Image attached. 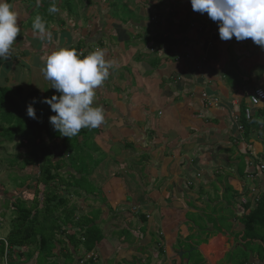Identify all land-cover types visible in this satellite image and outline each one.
<instances>
[{
  "label": "crops",
  "instance_id": "obj_1",
  "mask_svg": "<svg viewBox=\"0 0 264 264\" xmlns=\"http://www.w3.org/2000/svg\"><path fill=\"white\" fill-rule=\"evenodd\" d=\"M54 1L59 2L62 0ZM8 2L13 6L12 10L16 13L19 12L21 8H23V11L26 9L24 6L26 3L22 0H8ZM177 4L184 5V11L187 12L185 16L189 18V21L184 20V22L190 23L188 30L191 27V22L194 24L198 23L197 26H199V24H205L207 28L208 25H210L209 28L211 29L206 30L205 33H203L204 36H201L199 33L201 27H199L200 30L196 33V39H194L196 36L193 37L191 35L189 38L187 35H184L188 40L183 52L186 55L183 58L187 56V53L190 55L194 54L192 50L195 46L194 44H198L197 42L201 37V41L204 44L203 49H201L202 51L198 57L196 56L195 58V56H193L195 65L200 64L199 60L202 59V57L206 59V61L200 64L202 65L201 70L203 76H197V73L200 72L199 68H196V70H191L189 68L190 61V63L184 65L187 70H184V74L182 75L183 80L179 87L178 85L174 86L177 78L173 79L174 77H172L176 75L175 71L176 68H178V63L172 61L174 63L172 70L169 71V68L165 70L164 75L167 79L172 80L171 88L166 86L160 88L157 98V105L161 109L164 104L169 105V107H163L165 119H163V116L159 117L156 113L154 114V110L151 108L150 104H148V110L145 109L146 105L144 107L140 103V99L136 98L138 93L136 90H130L126 94H124L123 91L122 95H116V97L111 94H106L107 97L102 95L103 91L110 88V85H106L105 83L96 88V90H100L99 93L95 90L96 96L93 106H102L104 109V122L111 118L114 119V115L118 116L119 120L123 119L121 112H119L117 108L118 106L123 108L124 114L126 115V119L123 120H128L130 124H132L134 122L133 118L136 117L137 120L135 121L136 123H134L142 124L143 134L148 135L146 136V138L148 137L146 141L143 137L141 138V136L140 139L139 136L136 139H129L133 135L130 134L127 141L119 144V142H117L119 139L110 132L111 127L101 124L99 127L94 128V137L93 132H90L92 134L91 141L97 149L96 156L100 154L104 155V153H106L104 150L108 152L112 151V153L114 152V156H127V153L131 151L134 154H139V157H147L145 160L140 159L141 162L137 164L138 166H142L143 163L150 160L151 156L155 158V161L157 158H160L157 159L159 163L155 167L156 171H154V174L152 173L153 179L151 180L150 177L148 178V184L141 185L140 181L142 180H140V177H135V174L131 172L130 168H125L124 164L123 166L120 164V168H116V166H113V168L104 166V168L99 170L96 169L93 172L95 175L92 182L100 188L102 197L105 198V206L102 208L106 209L108 207L114 213H117V209H121L119 210L120 213H117L118 216H116L114 221L108 222V219L111 217L108 211H106L108 212L106 215L104 214L105 216H102L106 221V224L103 223V232L106 236V241L103 245H107L110 248L105 252L102 245V248L100 247L101 250L98 252L105 254L104 259L112 256L114 253L115 255L117 254L116 257L118 258L115 260L106 259L108 261H113L114 264L118 262H129L130 260H134L133 258L138 259L141 264H145L149 258L156 260L154 264H264V259L260 260L257 253L254 252L255 250L250 252L244 249L246 254L242 257L240 263H233L228 259L229 255H232L235 249L240 246V244H237L236 240L240 238L238 233L241 232V228L234 224L236 227L231 230L229 229L227 232L222 231L224 229L220 228L218 225L215 210L214 212L211 211L210 214L207 211L208 215L204 218L203 216L205 213L201 215L196 211V209L203 210L204 207L200 206V208L194 202L196 201L194 197L198 199L201 195L205 197L209 196L210 193L208 192L211 191L212 187L217 182L215 181V183H213L215 179H211V176H213V173H220V171L224 170L230 173L232 176L231 180H235L232 181V183L228 180L230 182L227 183L234 194L239 195L235 198L238 201L235 199L233 201V206L236 210H239V206L243 205L242 203L240 204L239 201L245 200L247 202L249 200L252 195L251 190L253 187H255L257 193H261L264 190V178L261 180L244 178L247 176V166H250L247 162L250 158H245L244 176H242V178L237 171L235 172L233 169L231 172L230 170V167L235 164L236 158L240 156V153L238 151H233L234 148L231 146L234 132L231 130L230 118L236 109L231 103L236 100L237 102L240 100H244L245 102L246 97L255 90V87L261 88L259 85L262 82L264 83V48L254 44L250 38L243 41H237L235 37L227 41L221 40L218 34L217 22L211 20L206 12L201 14L193 11L190 0H181ZM60 9L63 10L62 7H60L59 10ZM58 19L59 17L56 16V20ZM204 22H208V25ZM19 23H21V21ZM51 32L53 34V30ZM24 34H26L25 31L20 30V33L13 43L10 57L7 61H0V87H4L6 84L15 87L17 83H19L24 87L25 92L35 90L39 93V96H42V92L45 88L41 90L40 88L33 89L35 77L29 74L35 73V75H37L40 73L39 70L41 68H39V63H41V60L44 59L46 55L43 51H48L50 48V46L46 45L49 41L38 38V44L34 48L32 46V40L35 38L27 39L29 38V36H27L28 33L26 35ZM56 35L57 33L53 34L54 39ZM58 41L60 42V40H55L54 43ZM43 45H45L44 48L42 47ZM55 46L56 45H53L52 47ZM198 48L196 49L199 50ZM39 51H41V55L38 58L36 54ZM178 58L180 57L178 56L172 59L176 60ZM14 59H16V61H14ZM28 63L29 67H31L29 69L31 70L25 68ZM18 65L21 67H15ZM112 68H114L113 65ZM24 69H26V72H23ZM110 69L111 68H109V70ZM117 70L118 69H114V73H116ZM232 70L236 76H239L241 79L239 81L237 78L238 82L236 84L233 83L234 85H230L229 82L226 81L228 73ZM135 77L137 78L135 80H137L136 83L138 85L140 76L136 73ZM6 79H8V83L5 82ZM105 81H107V79ZM129 87L130 86L126 85L123 88ZM175 87H177V89ZM201 91H205L210 95L213 94L218 98V102L214 104L217 108H208V106L201 102L199 97ZM129 96L132 97L130 98ZM106 99L110 100L111 105L104 103ZM141 119H143V121H140ZM123 120V126L127 125V122ZM146 121H149L150 125L145 124L143 126V123H146ZM148 126L150 127L148 128ZM88 130L91 131L93 128H88ZM148 130L151 131L146 132ZM128 131H130V129H128ZM138 131L140 132V130ZM158 136L161 138L160 141ZM98 137L101 139L103 138L101 145L105 146L104 150H102L103 148L96 142L100 141L97 140ZM202 142H204L205 145H202ZM128 144L129 146H127ZM250 144H252L255 155L261 160L264 146L256 140H253ZM116 145H121V148L116 147ZM119 150H122V153H117ZM147 150H149V152H147ZM152 161L154 162L153 159ZM234 166H237L238 169L239 164H235ZM155 178L159 181H156ZM226 179L227 178H225V180ZM154 181L155 183L153 184ZM157 183L160 184L156 185ZM163 184H166L165 189L161 188ZM222 184L223 183H220L219 185ZM242 184H245V186L242 187ZM140 185L147 189H138ZM152 185H154L153 188ZM223 186L225 187V185ZM193 187L195 190L191 191L190 188ZM245 189L249 190L246 194ZM215 194L217 195V199L218 197L223 199V190L217 189ZM186 198H190L188 199L190 202L187 201ZM204 200L207 201L206 198H204ZM2 202L3 201L0 200V204ZM115 204L117 207L114 206ZM119 204L124 205L120 207L118 206ZM166 204H169L170 207H166ZM218 204L219 202L213 204V206H217ZM131 207H133V209L136 208L134 212H131ZM146 207L148 209L150 208V210L155 213V219L142 212ZM171 207L173 209H171ZM122 208L124 210H122ZM136 214L145 216L147 227L144 226V223L138 221ZM193 218L196 220H193ZM210 220L214 221V225ZM133 221L135 222V226L132 228L131 224ZM151 222H153L152 225ZM2 225L5 226L0 215V228ZM216 229L219 230V232L210 235L214 233ZM121 230L130 234L132 238L130 242H121L120 240L123 239V235H121L122 237H120V239L112 238L114 235L120 233L119 231ZM6 232L8 233L7 230ZM145 235L150 236L148 240L154 241L153 246L157 249L156 252H158L159 247L162 249L161 258L159 257V252L147 255L145 259H141L144 256L141 257L139 254L130 253V249L127 248L130 244L142 248L147 242H150L145 239ZM5 236H0V239H5ZM156 242H159L160 245ZM13 257L12 263L10 264L36 263L35 259L22 263L20 257ZM104 259L100 258L99 261L103 262ZM61 262H63V258L58 257L55 263L59 264ZM105 262L106 261H104V264ZM45 264L47 263L45 262Z\"/></svg>",
  "mask_w": 264,
  "mask_h": 264
},
{
  "label": "trees",
  "instance_id": "obj_2",
  "mask_svg": "<svg viewBox=\"0 0 264 264\" xmlns=\"http://www.w3.org/2000/svg\"><path fill=\"white\" fill-rule=\"evenodd\" d=\"M22 1L25 2V0ZM28 1L32 8L36 5L37 15L42 16L46 22V27L50 23L67 27L68 22L63 18L65 17L73 21L74 26H71L70 29H75L74 19H78V13L71 10L70 7L64 8L61 6L63 8L62 14H58L59 12L50 14L48 8L52 5L51 0H39V4L37 0ZM102 1L106 2V0ZM115 5L116 3H112V5L107 4L111 8ZM125 5L126 7L128 6L126 3ZM162 5L163 3L160 2L159 7L148 6L149 8L145 9V13L140 15V22H135L134 19H131V10H128L129 16H120L119 22L133 27L142 26L141 29L143 30L137 34V37L145 44L151 42L156 47H163L167 57L170 55H177L178 57V54H182V57H184L186 54L183 52L188 40L184 36V33L190 26L189 22H183L178 27L173 28L172 20L174 13L169 10L166 15L167 36H164L163 32L149 30L148 25H151L152 22L144 21L146 17H152V14L148 11L149 9L150 11L153 8L160 10ZM24 12L26 13V9ZM27 15L31 20L29 27H32L33 14L29 13ZM56 16L59 17L58 20H56ZM155 16L161 19L159 12ZM185 20L189 21V18ZM204 23L208 25V22ZM17 25L20 28V23ZM209 26L207 28L205 24H199L201 36H204L203 33L206 30L211 29ZM29 32H31L30 35H33L32 33L38 35L33 28ZM91 34L92 32L88 30V38L91 37ZM30 35H27L29 36L27 39L35 38L32 40V46L35 48L39 41V35L37 37ZM119 35L123 37L122 33ZM127 39L128 37L123 40L127 41ZM98 41V43L93 44L89 40L87 44L77 37L74 43L66 48H73L78 54L82 48L85 51H90L92 45L99 44L98 47L101 48L104 41L100 39ZM53 48L59 47L55 46ZM50 50L52 51L50 48L48 51H43L46 53L45 57H47ZM36 55L39 58L41 51L37 52ZM146 64L153 69L160 67V61L157 58L150 60ZM113 70L114 68L109 70V75ZM144 73H149V71L144 68ZM230 74L231 71L228 73L226 80L230 85L236 84L238 82L237 78L239 81L241 80L236 74ZM7 81L8 79L5 80V82ZM175 88L177 89V87ZM52 95L59 96L60 93L51 87L50 89H45L44 94L40 97L39 93L35 90L25 92L24 87L19 83L15 87L8 86L7 84L4 87H0V142L2 141L10 145L15 144L17 146L16 151L18 153L13 157L14 164L16 165V167L14 165L15 172L17 171L24 175H34V180L31 183H28L26 180L22 181L21 179L19 181L12 180L13 183L10 182V186L16 194L10 195L6 191V188L0 184V194L3 195L0 197V200L5 203L3 213L9 210L11 213L8 217L10 223L8 233L4 240H0V261H6L7 264L12 263L13 256L20 257L22 263L35 259V264H43L45 262L47 264H57L55 263L57 258L61 257L63 258V262L59 264H80L90 253L93 256L95 255L94 253L98 254V249L106 241V236L103 234V229L101 228V224L106 221L102 216L109 212V216L111 217L108 219V222L114 221L116 216H118L117 213L112 212L108 207L104 210L100 207H94V204L97 202L105 206V198L102 197L101 192L99 195L96 194V190L98 191L100 188L90 180L93 172L97 168L99 170L102 167L101 164L105 159L104 155L96 158L97 149L88 136V128H82L78 135L71 138L62 136L54 129L49 121V117L55 115V113L51 111L48 104L42 102L45 98H51ZM33 100L36 101L34 104ZM29 104H32L35 109L36 119L30 118L27 115V106ZM244 107V100H240L238 107L235 109V111L237 110L241 114L242 141L247 145H252L250 143L256 140L264 145V102L253 111L252 117L247 122L242 115ZM231 146L240 155L245 156V152L236 147V145L232 144ZM261 157V162L264 165V150ZM146 158V156H141V160H145ZM22 166L23 168L20 169V172L19 167ZM25 166L30 167V173L29 171L25 172ZM8 168L7 166L4 167V172L8 171ZM244 169L245 163L242 160L237 169V173L241 178L244 176ZM246 175L252 174L246 171ZM223 190L222 200L226 201L225 208L230 210L231 213L229 217L224 216L222 218L221 215L220 220H217L218 225L222 229L227 228L231 230L237 224L241 228V232L238 233L240 235L238 239L240 240V245H247V251L252 252L253 248L251 249L249 244H254L258 253L261 252L263 254V258L259 259L263 260L264 190L260 193L257 200L255 198L256 195L252 194L245 205L238 204L240 205L239 210H236L233 206L234 199L239 195L234 194L228 185H225ZM226 194L229 197H225L224 195ZM73 199L84 203L87 202V210L83 212L78 209L74 205ZM136 217L139 222H146L144 215L136 214ZM211 223L214 225V221H211ZM119 234L123 235V239L120 240L121 242L127 243L132 239L128 232L124 234L120 232ZM121 235L117 236L118 239L122 237ZM156 243L160 245L159 242ZM158 252L160 254L162 252L160 247L158 248ZM94 257L95 260L90 258L83 261L82 264H100V261L96 259V255Z\"/></svg>",
  "mask_w": 264,
  "mask_h": 264
},
{
  "label": "rangeland",
  "instance_id": "obj_3",
  "mask_svg": "<svg viewBox=\"0 0 264 264\" xmlns=\"http://www.w3.org/2000/svg\"><path fill=\"white\" fill-rule=\"evenodd\" d=\"M180 1L181 0H174V1L173 0H106L108 5H110V4L112 5V3H116V5L111 8L110 6H107L105 1H102V0H62L59 2L51 0L52 4L55 3V5L58 8H60L61 6L64 8L70 7L71 10L76 11L78 13V19L77 18L74 19V21H76V22H74V24L76 25L74 30L70 29L71 26H74L73 21H71L65 17H63V18H64V20H66L68 22L67 27L62 26V25L57 26L55 23H50L47 26V29L49 31L53 30V34L57 33V35H56V38L54 39L53 34H52V40L49 41V43L46 45L50 46V49H52V50H54V48L52 47L53 45L66 48V47L71 46L74 43L75 38H77V37L80 38L82 41L86 42L87 44H88L89 40L93 44L98 43L99 39L104 41L102 43L100 49L104 50L106 61L108 63H110L111 65H113L114 69H118V70L116 73H114L115 71L113 70L112 71L113 74L111 73L112 75L108 76L107 81L103 82L102 85H104V83H105L106 85H110V88L107 89L106 91H103L102 95L107 97L106 94H111L114 97H116V95H122L123 91H124V94H126L130 90H136V92H138L136 98L140 99V103L144 107L146 105L145 109L149 108L148 104H150L151 108H153V110H154L153 113L154 114L156 113V115H158L159 117L163 116V119H165V117H164L165 111H164L163 107L166 108V107H169V105L164 104L162 109H161L157 105V103H158L157 98H158L160 88H163L164 86L171 88L172 80L167 79V77L164 75V72H165V70H167V68H169V71H171L173 66H174L173 62H175V63L177 62L178 68H176V71H175L176 75L172 76V77H174L173 79L177 78L176 84H174V86H176V85L179 86L182 83V80H183L182 75L184 74V70L186 69V67H184V65L187 63H190V61H191L192 64L190 63L189 68L191 70H196V68H199L200 72L197 73V76L198 77L203 76V72L201 70L202 65H200V64H202L204 61H206V59L204 57H202V59L199 60L200 64L197 63L198 65H195V59H194V56H195V58H196V56L197 57L199 56V54L202 51L201 49H203V46H204L203 42L201 41V37L199 38V41L197 42L198 44H194L196 47L193 45L194 48L192 50H193L194 54L190 55L187 53V56L185 58L182 57V54H178L180 58H178L176 60H171L172 58L177 57V55H170L167 57V54L164 51L163 47H161V48L156 47L151 42H149L148 44H145V43H143V41L139 37H137V34L140 33L141 30H143V29H141L142 26L141 27L140 26H134L133 27V26L127 25L125 23L123 24V23L119 22V19H120V16H122V17L123 16H129L128 10H131V13H130L131 19H134L135 22H140L141 21L140 15H143L145 13V11H146L145 9L149 8L148 6L155 7V6H158L160 4V2H162L163 5L161 6L160 10L157 8H155V9L153 8L152 11H150V9L148 10L152 14L151 15L152 17H146L144 19V21H146V22L151 21L152 22L151 25H148L149 30H155L158 32H163V35L167 36V34H166V27H167L166 15L168 14L169 10L174 13V17L172 20L173 28L178 27L179 24L184 22V20L187 18L185 16L187 12L184 11V5L177 4ZM25 3L27 4V5H24L26 7V13L23 11V8H21L19 10V12H17V24L21 21L20 30H24L26 34L27 33L31 34V32H29L30 29L32 28V27H29L31 20L27 14H29V13H31V15L33 14L32 19L34 20L35 16L38 14V11H36V8H35L36 5L34 6V8H32V6L29 5L30 2L28 0H25ZM125 3L128 5L127 7H126ZM137 8H139L138 11H137ZM58 12H59L58 14H62L63 11L60 9ZM158 12H159V14H161V19H159L158 17L155 16V14ZM197 24L198 23L194 24L193 22H191L190 29L186 33H184V35H187L188 37L191 35L193 37L196 36V33H198L200 30L199 26H197ZM88 30H89V32H92L91 37H89V38L87 35ZM120 33L123 34V37L119 35ZM26 34H24V35H26ZM32 34L33 35H31V36H33V37L38 36V35H35V33H32ZM130 36H131V38H130ZM134 36H136V37H134ZM127 37H128L127 41H124L123 39H126ZM173 37H175V36H173ZM196 38H197V36L194 37V39H196ZM55 40H60V42L58 41V42L54 43ZM98 45H92L90 51H85V49L82 48L79 50L78 55H81V54L87 55L90 52L99 48ZM44 46L45 45H43L42 47L44 48ZM12 48H13V46H12ZM196 48H198L199 50H197ZM50 52H51V50H50ZM110 54H112V55H110ZM154 58H157V60L160 61V65H159L160 67H158L156 69L150 68L146 64ZM45 59H46V57L44 56V59L41 60L42 64L39 63V68H42L44 66L43 62ZM0 61H2V62L7 61V59L6 60H0ZM15 67L20 68L21 66L18 65ZM25 68L26 69L31 68V67H29V63L27 65V67H25ZM110 68H112V66ZM144 68H146L149 71V73L145 74ZM26 69H24L23 72H26ZM29 70H31V69H29ZM39 71H40V73L37 75H35V73L29 74L27 72L32 77L33 76L35 77V84L33 86V89H36V88H40V90L42 88L50 89L51 88V83H50L51 81H48L44 78V75L41 72V69ZM136 73L140 76L139 81H138L139 82L138 85L140 87L136 83L137 80H135V79H137L135 77ZM234 74L235 73L232 70L230 75H234ZM36 77H38V78H36ZM160 82H161V85H160ZM261 84L259 86H261L264 89V83L262 82ZM126 85L130 86V87L129 88H123ZM133 87H135V88H133ZM256 88H258V87H255L254 89H256ZM96 91L99 93L100 90L98 89ZM43 94H44V91L42 92V95ZM133 94H134V92H133ZM130 95H131V93H130ZM129 97L131 98L132 96H129ZM199 97H200L201 102L204 103L206 106H208V108L209 107L217 108V107H215L214 104L216 102H218V98L216 96H214L213 94L210 95L205 91H201L199 93ZM213 100H215V101H213ZM159 102L161 103L160 100H159ZM209 102H210V104H209ZM236 102H237V100H236ZM104 103L107 105H111V102L108 99H106L104 101ZM117 108L119 109V112H121L123 119H126V117H125L126 115L124 114L123 108L118 107V106H117ZM158 112H160V113H158ZM113 117H114V119L113 118L108 119V121L106 120L107 122L105 121L102 125L111 127L110 132L115 137H117L119 139L117 141V142H119V144H122L123 142L127 141L130 134H133V135L129 139H131V138L136 139L138 136L140 139V136H141V138L143 137V139L147 141L148 137L146 138V136H148V135L143 134V132H142L143 127L141 126L142 124L141 125L135 124L136 123L135 121L137 120L136 117L133 118L135 123L133 122L132 124H130V122L128 120L122 119L123 121L127 122V125H125V126H123L122 120L118 119V116L114 115ZM140 121H143V119H141ZM230 122H231V130L234 132V137H233V140L231 141V143L236 145V147L240 148L242 151L245 152V156L240 155L241 159L239 158V156H238V158H236L235 164H239V163L241 164L242 160L245 163V158H250V156L248 154L249 152L246 148L247 144L242 141V135L243 134L242 133L238 134V132L236 130V126H235V124L232 123L231 118H230ZM145 124L150 125L149 121L148 122L146 121V123L144 122L143 126ZM149 127L150 126H148V128ZM128 129H130V131H128ZM138 130H140V132ZM149 131H151V130H148L146 132H149ZM90 132H93V137H94L95 136V129L93 128V130L88 131V136H89L90 140H92V134ZM240 138H241V140H240ZM102 139L98 137L97 140H100V141H96V142L98 143L99 146H101L103 148L102 150H104L105 146L101 145ZM158 139H159V141L161 140V138L159 136H158ZM104 141H106V140H104ZM201 144L205 145L204 142H202ZM15 146H16L15 144L10 145L7 143H3L2 141L0 142V171H1L0 172V184H2L6 188V191L10 195L16 194L15 191L12 190V188L10 186V182L13 183L12 180L19 181L21 179L22 181H24V180L28 181V183H31L34 180V178H33L34 175L33 176H31L30 174L24 175V174H21L17 171L16 172L14 171V165L15 164L13 161V157L16 155V153H18V151H16L17 146H16V148H15ZM133 146H135V145H133ZM262 146H264V145H262ZM116 147L121 148V145L120 146L116 145ZM119 148H117V149H119ZM135 150H137V149H135ZM263 150H264V147H263ZM233 151H235V150L233 149ZM104 152H106V153H104ZM104 152L103 153L105 155V159L102 163L101 168H104V166H106L108 168H113V166H116V168L117 167L120 168L121 167L120 164H122V166L124 164L125 168H130L131 172L135 174V177H140V180H142V181H140L141 185L142 184H148L149 183L148 182L149 177L151 180L153 179L152 173L154 174V171H156L155 167L159 163V161L157 159H160V158H157L155 161V158H153L151 156L150 160H148L146 163H143L142 166H138L137 164L140 163V161H141L140 160L141 156L140 157L138 156L139 154H134L131 151H129V153H127V156L126 155L114 156V152L112 153V151L108 152V151L104 150ZM147 152H149V150H147ZM117 153H122V150H119V152L117 151ZM99 156H102V154H100ZM99 156L97 155L96 158H100ZM254 156H256L255 153H254ZM254 156L251 157L250 160L247 162V163L251 164L249 167H247L248 168L247 171L251 174L253 172H256L255 167L257 166V163H258L257 161H255ZM142 159H144V158H142ZM152 159L154 160V162L152 161ZM235 164H233V166L230 167L231 172L233 171V169L235 172L237 171L236 170L237 166H234ZM6 166L9 168H8V171L4 172V167H6ZM15 167H16V165H15ZM235 167H236V169H235ZM21 168H23V166L19 167L20 172H21V170H20ZM24 168H26L25 172L29 171V173H30V169H29L30 167L28 168L27 166H25ZM97 170H98V168H97ZM94 175H95V173L92 174V177L90 178L91 181L94 178ZM253 176H254V174L247 175L244 178H247L250 180L251 179L252 180H254V179L255 180H261L262 178H264V171L262 172V171H259V169H258V177H260V178H253ZM213 178L215 179L213 183H215V181H217V182H216V184H214L211 191L208 192V193H210L209 194L210 197L209 196L205 197L203 195L199 196L198 199H195V197H194V200H196L194 202L199 207L200 206L204 207L203 208L204 211L201 209H196V211L201 215L205 213L203 216L204 218H206V216L208 215V212L210 214L211 211L215 210L217 220L219 221L221 215H222V218L224 216L229 217L231 211L228 210L227 208H225L226 207V201L225 200H222L220 197H218V199H217V195L215 194V191H217V189L218 190L221 189V191H222L224 188L223 185H228V183L230 181L232 183V181H235V180H231L232 176L230 175V173H228V171L225 172V170L220 171V173L219 172L213 173V176H211V179H213ZM225 178H227V179L225 180ZM132 180H133V178H132ZM155 180L159 181L156 178H155ZM228 180H230V181H228ZM154 183H155V181L153 182V184ZM160 183H161V181H160ZM160 183H157L156 185H159ZM220 183H223V184L219 185ZM141 185L138 186V189H140V188H142L144 190L147 189ZM165 185L164 184L161 185V188L165 189L166 188ZM153 186L154 185H152V188H153ZM243 186H245V184L244 185L242 184V187ZM0 188H1V186H0ZM108 188H109V186H108ZM40 189H42V188H40ZM110 189H111V187H110ZM190 189H191V191L195 190L194 187L190 188ZM134 190H135V188H134ZM252 190H255V194L257 193V190L255 189V187H253ZM252 190H251V192H252ZM248 192H249V190L245 189V194ZM99 193H100V190H98V191L96 190V194L99 195ZM1 196H3V195L1 194ZM224 196L229 197V195H227V194ZM204 198H206L207 201L204 200ZM186 199H187V201H189L188 199H190V198H186ZM220 199H221V201H220ZM235 200L238 201L237 199H235ZM72 201H73L74 205L78 209H80L81 211L85 212L87 210V205H86L87 202L84 203V202L77 200V199H75V200L73 199ZM218 202H219V204L217 206H213V204L218 203ZM239 203L241 204L240 201H239ZM123 205L124 204H119L118 206L121 207ZM4 206H5V203L2 202L0 204V208H1L0 209V211H1L0 215H1V218L3 219L5 226H3V225L1 226L0 236H5L7 233L6 230L7 231L9 230V218L8 217L10 216L11 213H10V210L3 213V210H5ZM114 206L117 207L116 204ZM165 206L170 207L169 204H166ZM94 207H101L102 208L103 206L100 204V202H97L94 204ZM102 209H104V208H102ZM135 209L136 208L133 209V207H131L130 210H131V212H134ZM171 209H173V208L171 207ZM119 210H121V209L120 208L117 209V213H120ZM122 210H124V209L122 208ZM148 211H150V212H148ZM121 212H124V211H121ZM142 212H144L145 214H147V215H149L155 219V213L152 210H150V208L148 209L146 207L143 209ZM207 218H209V217H207ZM194 219L195 218H193V220ZM152 223L153 222H151V225H152ZM226 224H227V222H226ZM131 226H132V228L135 226L134 221L132 222ZM144 226L147 227V221L144 223ZM236 226H238V225L236 224ZM103 227H104V224H101L102 229H103ZM143 230H145V229H143ZM227 230H228L227 228H224V230H222V231L227 232ZM218 231L219 230L216 229L214 231V233H211L210 235H214ZM119 232H121L123 234L125 233V231H122V230ZM103 234H104V232H103ZM120 235L121 234L118 233L117 235H114L112 238L117 239L118 237H116V236H120ZM124 237H126V235H124ZM149 237L150 236L145 235L146 240H148ZM0 240H4V239L1 238ZM148 241H150V240H148ZM236 241H237V244H240V241L238 239ZM153 243H154V241L151 240L148 244L144 245L142 248H139L138 246H134V245L130 244L127 248L130 249L131 254H134V253L139 254L141 257L144 256L141 259H145V257L147 255H151L152 253H158V252H156L157 249H155V247L153 246ZM250 246H251V249L253 248V250H255L254 252H256L260 258H263V254L261 252L258 253V250L254 244H249V247ZM102 247L105 250V252H107V250L110 248L107 245H103ZM101 248H99L98 250L100 251ZM244 249H246V251H247V245L246 246L240 245L239 247H237L235 249V251L232 253V255H229L228 259H230L233 263L234 262L240 263L242 257L246 254ZM94 254L96 255L97 260H100V258L104 259L105 254H102L100 252H98V254L97 253H94ZM116 256H117V254L115 255V253H114L112 256L106 257L103 260V262L100 261V264L101 263L104 264V261H106L105 264H114L113 261H108L106 259L115 260L118 258ZM159 257L161 258V254ZM5 259L6 258H5V254H4V260ZM133 259L134 260H130L129 262H118L117 264H141L138 259H135V258H133ZM154 262H156V260H153V258H149L145 262V264H154ZM1 263L7 264L6 261H0V264Z\"/></svg>",
  "mask_w": 264,
  "mask_h": 264
},
{
  "label": "clouds",
  "instance_id": "obj_4",
  "mask_svg": "<svg viewBox=\"0 0 264 264\" xmlns=\"http://www.w3.org/2000/svg\"><path fill=\"white\" fill-rule=\"evenodd\" d=\"M190 4L193 11L206 12L211 20L217 22L221 40L250 38L254 44L264 48V0H190ZM58 11L55 3L48 8L50 14ZM32 28L41 40H52V32L47 29L42 16H35ZM19 33L17 13L8 0H0V60L10 57ZM111 66L100 48L87 55H78L73 48L59 47L47 55L41 72L60 95H52L42 102L55 113L49 121L62 136L71 138L82 128H97L104 123V109L93 104L95 90L108 78ZM35 102L33 100V104ZM27 115L37 118L32 104L27 106ZM256 161L261 162L258 158Z\"/></svg>",
  "mask_w": 264,
  "mask_h": 264
},
{
  "label": "built area",
  "instance_id": "obj_5",
  "mask_svg": "<svg viewBox=\"0 0 264 264\" xmlns=\"http://www.w3.org/2000/svg\"><path fill=\"white\" fill-rule=\"evenodd\" d=\"M213 101H215V100H213ZM263 102H264V90L261 89V88H257L255 90H253L246 97V99H245V103L246 104H245V107H244V109L242 111V115H243L244 120L246 122L249 121L250 118L252 117L253 111L256 108H258L259 105L262 104ZM209 104H210V102H209ZM231 104H232L233 107H238V102H236V101H232ZM240 115H241L240 112H238L237 110L236 111L234 110V112L231 115V121H232L233 124H235L236 130H237L238 134L242 133V126H241V123H240ZM240 140H241V138H240ZM246 148H247L250 156L253 157L254 156V153L252 151V146L251 145H246ZM254 157H255V161H256L257 158H256V156H254ZM255 168H256V172H253L252 173V174H254L253 178H260V177H258V169H259V171H262L263 172L264 171V166H263V164L260 161H258L257 166ZM252 192H253L252 194H255V190H252ZM255 195H256L255 198L257 200L258 199V196L260 195V193H256ZM241 203L243 205H245L246 204V201L245 200H242ZM94 256H93V254L90 253L89 255H87L81 261L80 264H82L83 261H86V260H88L90 258L95 260V257Z\"/></svg>",
  "mask_w": 264,
  "mask_h": 264
},
{
  "label": "bare ground",
  "instance_id": "obj_6",
  "mask_svg": "<svg viewBox=\"0 0 264 264\" xmlns=\"http://www.w3.org/2000/svg\"><path fill=\"white\" fill-rule=\"evenodd\" d=\"M264 166V165H263Z\"/></svg>",
  "mask_w": 264,
  "mask_h": 264
}]
</instances>
